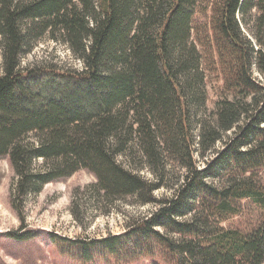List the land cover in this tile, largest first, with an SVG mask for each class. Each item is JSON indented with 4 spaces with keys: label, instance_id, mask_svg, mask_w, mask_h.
Here are the masks:
<instances>
[{
    "label": "trees",
    "instance_id": "1",
    "mask_svg": "<svg viewBox=\"0 0 264 264\" xmlns=\"http://www.w3.org/2000/svg\"><path fill=\"white\" fill-rule=\"evenodd\" d=\"M44 38L81 69L21 68ZM0 56L12 201L86 171L109 204L155 208L118 236L56 246L86 263L264 264V0H0ZM206 72L223 87L208 120ZM246 203L254 221L225 227Z\"/></svg>",
    "mask_w": 264,
    "mask_h": 264
},
{
    "label": "rangeland",
    "instance_id": "2",
    "mask_svg": "<svg viewBox=\"0 0 264 264\" xmlns=\"http://www.w3.org/2000/svg\"><path fill=\"white\" fill-rule=\"evenodd\" d=\"M42 63L63 70L81 69V63L66 46L47 38L39 41L30 53L20 59L21 68ZM206 77L207 111L199 112L198 115L199 118L205 116L208 120V113L212 111L214 103L222 99L223 87L219 76L214 73L206 72ZM252 77L257 81H264L255 66L252 68ZM193 135L196 138L197 130H194ZM222 147V143L216 145L218 150ZM211 155L208 154V157ZM194 158L201 168L199 152L194 153ZM129 160L132 165L141 161L137 153L134 157H129ZM138 172L143 178L152 179L145 165ZM259 176L264 184V170ZM177 177L176 172L169 174L167 184H173ZM95 183L92 175L79 171L65 180L43 186L39 193L28 194L20 200L12 201L10 194L16 184V177L8 161L0 160V264H117L111 257L101 260L99 256L86 263L81 256L83 253L56 246L52 241L53 236H56L57 240L67 243L89 244L109 236H118L125 232V226L130 219L147 216L155 210L153 206L134 205L132 199L109 204L102 196H98ZM170 195L171 191L166 188L155 192L157 199ZM256 213V207L246 203L241 216L232 218L224 225L247 226L254 221ZM15 236H22L23 239ZM148 262L141 259L139 262L127 264Z\"/></svg>",
    "mask_w": 264,
    "mask_h": 264
}]
</instances>
